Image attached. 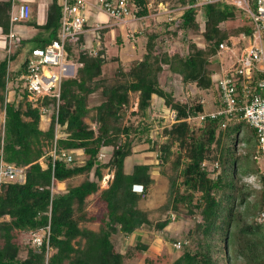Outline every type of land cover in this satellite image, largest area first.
Wrapping results in <instances>:
<instances>
[{
	"label": "trees",
	"instance_id": "16d2710c",
	"mask_svg": "<svg viewBox=\"0 0 264 264\" xmlns=\"http://www.w3.org/2000/svg\"><path fill=\"white\" fill-rule=\"evenodd\" d=\"M131 2L137 18H147L149 10L159 4L182 11L176 24L164 21L157 29L146 28L135 34L139 48L138 52L132 50L135 58L127 71L117 64L111 75H105L108 59L101 42L95 56L67 43V59L81 67L60 85L56 120L55 99L44 97L35 107L16 99L18 76L31 50L15 70H10L9 64L20 48L0 57V158L23 168L22 182L0 183V264H124L136 253L147 251V244L129 245L121 253L115 238L127 239L137 232L152 231L166 236L170 214L176 218L183 214L192 221L176 239L182 245L170 264H232L234 259L240 264H264V222L255 221L264 215V167L259 162L255 131L243 121L230 122L224 128L220 118L205 119L200 124L187 122V117L203 111L201 101L177 103L171 91L166 92L159 84L166 70L180 85L195 93L212 90L217 99L211 59L217 55L218 45L228 43L229 37L250 36L251 26L243 23L222 29L221 25L239 17V11L223 2L205 4L201 7L205 46L198 48L188 41L185 53H170L167 45L173 39L180 36L184 43L188 34L200 32L196 0ZM10 11V1L0 2L1 35L10 30ZM60 18L58 0H50L45 23L34 25L39 34L31 39L33 48L57 40ZM108 30H99L98 39ZM83 37L79 36V41ZM130 93H136V111L127 115ZM154 96L175 112L176 120H157L161 130L152 139L154 122L149 113ZM93 100L98 102L92 104ZM40 106L52 110L46 130L39 127ZM85 120L93 123L95 129ZM55 129L57 151L80 150L86 157L82 164L74 160L52 161L49 147ZM141 145L153 153V164H143L135 158L142 152L136 150ZM102 149H110L105 162L99 159ZM154 167L167 180L165 201L156 209L164 218L158 221L149 219L148 212L138 205L153 184ZM105 169L112 172V179L106 189L100 190ZM251 174L257 178L258 189L242 179ZM79 175H84V179L77 186L66 187L61 193L51 192L54 183ZM89 197L100 205L101 211L87 213ZM83 223H95L98 229L81 227ZM45 229L48 235L41 245L23 247L25 253L21 257L18 236ZM144 262L149 264L150 260Z\"/></svg>",
	"mask_w": 264,
	"mask_h": 264
},
{
	"label": "built area",
	"instance_id": "2783aa9c",
	"mask_svg": "<svg viewBox=\"0 0 264 264\" xmlns=\"http://www.w3.org/2000/svg\"><path fill=\"white\" fill-rule=\"evenodd\" d=\"M215 2H223L235 7L239 11L240 20L244 19L251 26L252 33L250 36L240 35V39H245L247 42L239 50L235 62L228 65L227 68L221 66V70L214 74L218 92L217 108L212 111L203 109L201 113L189 116L186 120L200 124L205 119L220 118L221 128L230 122H245L255 131L259 156L264 161V0H196L195 7L198 8L196 16H200L204 21L202 11L199 9L205 4ZM58 4L61 8V18L57 40L42 48L31 50L26 65L18 76L20 88L16 98L18 102L31 103L32 107H35L37 101L44 97L55 99V120L60 85L62 81L74 77L75 70L81 67V64L67 59L65 45L67 43L77 45L80 50L86 51L90 56L97 54L95 46H99V43L96 41L98 34L96 36L95 32L98 33L105 26L95 20L89 22L91 10L103 13L113 21V25L118 27H124L137 19H143L137 18L133 14L134 4L131 0H58ZM158 8L162 13L168 14L167 22L173 21L174 17L169 15L171 11H168L163 4H159ZM181 11L182 9H179L177 13V20ZM29 18L30 7L28 4L22 3L15 9L11 7L10 30L7 35L0 34L2 48L6 54L12 53L18 47L13 26L17 23H25ZM199 28H201L200 25ZM86 33L92 37L88 41H79L78 37L84 36ZM234 38H228V43L230 42L231 46L235 45ZM228 43L219 44L217 54L230 51ZM7 98L8 100L12 98L11 91L7 92ZM183 100L176 99L175 101L184 103ZM48 109L47 106L39 107L40 120L48 113ZM166 116L171 123L176 120L173 110L166 109ZM46 121L48 127L50 118ZM56 140L55 129L54 138L49 147L52 161L61 159L66 163H72L74 151L58 152ZM102 150H100L99 159L103 157ZM7 181L22 182L23 168L7 164L0 158V183ZM175 219V214L169 215L170 222ZM47 235L48 229L31 232L32 246H40L43 238ZM181 245L180 241L174 240L171 246L174 250L179 251Z\"/></svg>",
	"mask_w": 264,
	"mask_h": 264
},
{
	"label": "rangeland",
	"instance_id": "374dc122",
	"mask_svg": "<svg viewBox=\"0 0 264 264\" xmlns=\"http://www.w3.org/2000/svg\"><path fill=\"white\" fill-rule=\"evenodd\" d=\"M165 8L170 12V16L174 17L173 22L177 23V13L179 12V8H169L164 4ZM199 10H202L201 8ZM150 13L147 18L143 19H137L130 23L129 25H125L124 27H118L117 25H113L112 27H106L108 28V32H106L102 39H97L98 43H100V46H102L105 50V55L108 59V63L104 67V73L106 76H109L112 74L114 68L117 64L120 65V67L123 69V71H127V69L130 66L131 60L134 59V54L132 50L138 52L139 48V40L136 38L135 34L138 35L139 32L144 31L146 28L148 30L157 29L159 27V24L167 21L168 14L162 13L160 9L157 8L155 10L150 9ZM196 22L198 23V26L200 25V32L198 34H188L186 38V42H182L179 38L176 37L173 39L169 45H167V48L170 53H178L183 54L185 53L186 44L188 41L193 42L198 48H203L205 46V43L203 42L201 32H202V26H203V19H201L200 16H196ZM243 23H246L244 19L240 20L238 17L235 21L225 23L221 25L222 29H230L237 26L242 25ZM21 25L20 23L15 24L13 27V30L16 31L18 28L17 26ZM32 29H29V31ZM32 32V31H31ZM39 34L38 32H36ZM33 34V33H32ZM35 34V35H37ZM97 32H95V35L97 36ZM88 39L91 38L90 34H87ZM117 39H120V43H117ZM1 40V39H0ZM2 41H0L1 44ZM235 45L231 46V43H228V46L231 48L228 52H221L218 53L216 56H214L211 59V68L214 70V74L219 72L221 70V66H224L223 68H227L228 65H231L235 62L236 57L239 54V50H241L247 41L245 39H240V36L234 38ZM17 43V42H16ZM100 46H95L98 50ZM34 47V42L29 40L26 41L25 45L22 47L18 46L17 48H20V52L16 55L15 59L10 62L9 69L15 70L21 62L24 60V57L29 53V51ZM5 53L4 48L0 47V57L3 56ZM132 54V55H131ZM174 76L171 77L167 75L166 70L162 73L159 84L160 86L166 91L170 92L172 94V98L174 100L176 99H184L183 101H201L204 110H215L217 108L216 106V98L212 90L208 91H197L195 93L192 88H186L180 83H178V80H176ZM98 101L93 100L92 104H96ZM136 93H130L129 94V108L127 110V115L131 111H136ZM48 113H46L45 117L50 118V114L52 112L51 108L47 106ZM150 119L153 120L154 124L151 131V138L155 139L156 135L160 132L161 128L158 126L157 120L160 121L161 118H166V107H164L163 102L161 99L157 97L152 98V103L150 106V113H149ZM165 120V119H164ZM2 122H3V108L0 104V133L2 132ZM91 128H94L93 123L91 124L87 120H85ZM47 124V123H46ZM42 127H46L45 125H42ZM234 130V129H233ZM232 130V131H233ZM234 134V131L232 132ZM101 155L103 157L100 158V161L105 162L107 160V156L110 155V150L103 149L101 152ZM73 160L75 163H78L77 157ZM147 159H144V162ZM143 161V159H142ZM260 165L264 167L263 160L260 159ZM154 163V160H152L151 164ZM262 167V169H263ZM165 172L168 174L169 170L166 167ZM102 177L105 180L111 179V172L108 169H105L102 171ZM151 177L153 178V184L150 186L149 190L147 191L146 195L139 201V208L143 211L148 212V218L151 220H161L164 218L163 215H160L156 209L160 207L166 198V190H167V180L164 176H162L159 173V168L154 167L151 172ZM84 179V175L77 176L69 181L66 182L65 186H76L78 185L82 180ZM243 181L249 185H251L253 188L258 189L259 183L257 182V178L254 174L245 176L242 178ZM104 187V184L101 185ZM63 185H58V188L55 184H53L51 188V192L53 194L55 193H61L63 191ZM137 192H139V189H136ZM86 211L88 214H94L101 211L100 205L96 204L94 202L93 198H88L87 205H86ZM256 223L264 222V215L261 214L255 219ZM192 221L188 216H185L183 214H179L177 218L170 222L166 227V236L163 233L152 231L149 233L145 232H137L135 236L132 235L131 239H121L119 237L115 238V244L118 251L123 253L129 245H134L135 243H147V251L136 253L131 259L125 260L124 264H147L144 262V259H149V264H170L178 255L179 251H176L172 248V243L177 238L181 237V235L187 231V229L191 226ZM81 227H87L88 229L96 231L98 229V225L95 223H83L80 224ZM31 232L28 233H22L18 236V243L21 245V253L20 256L23 257L25 250L23 247L28 246L32 247L31 242ZM232 264H240L239 261L232 260Z\"/></svg>",
	"mask_w": 264,
	"mask_h": 264
},
{
	"label": "crops",
	"instance_id": "0c3cea01",
	"mask_svg": "<svg viewBox=\"0 0 264 264\" xmlns=\"http://www.w3.org/2000/svg\"><path fill=\"white\" fill-rule=\"evenodd\" d=\"M4 1H10L11 2V7L14 8V9L18 5H20L22 3H26L30 7V18H29V21L25 22V23H20L21 25L17 26L18 28L16 29V31L13 30V32L17 36V44L20 45V44L23 43L22 44V46H23V45H25L26 41H29L33 37L36 36L35 34H37L36 32H38V28H36L35 26L39 27V26H42L45 23L47 7L50 4V0H0V2H4ZM92 20H95L98 23H101L103 26L108 27V28L113 26V21L112 20H110L108 17H106L103 13L98 12L96 10H91V12L89 13V22L92 21ZM29 29H32V30L29 31ZM85 29H87V27H85ZM88 40L89 39H88V36H87V33H86V34H84L83 41H88ZM0 47H2V44H0ZM216 105H217V99H216ZM46 120H47L46 117H43V119L40 120V122H39L40 129L46 130L48 128L47 124H46L47 123ZM42 125H45L46 127L43 128ZM146 149H147L146 145H141V146L137 147L136 150H140L142 152L140 154L136 155L135 158H137V159H139L141 161L143 159V161H142L143 164H151L152 160L154 159V155H153V153L146 151ZM73 156H74V158L77 157V159L79 160L78 161L79 164H82L83 161L86 158L82 154V152L80 150L74 151ZM107 157H109V155ZM144 159H147L146 160L147 162H144ZM75 177H77V176H75ZM75 177H73V178H75ZM90 177H91V175H90ZM73 178H71V179H73ZM71 179H67V180L62 181V182H56L54 184L56 185L57 188H58V185L62 184L63 185V189L65 190L66 182L71 180ZM111 179H112V172H111ZM111 179L105 180L102 177L101 180L99 181V189L100 190L106 189L108 184H109V182L111 181ZM103 184H104V187L101 186ZM136 189L140 190L139 187H135V190ZM64 190L62 192H64ZM136 234L137 233H134L132 235L135 236ZM132 235L129 237L130 239H131ZM129 238H127V239H129Z\"/></svg>",
	"mask_w": 264,
	"mask_h": 264
}]
</instances>
